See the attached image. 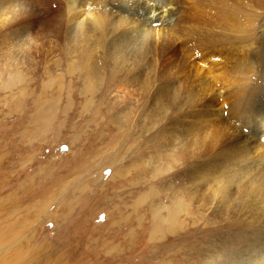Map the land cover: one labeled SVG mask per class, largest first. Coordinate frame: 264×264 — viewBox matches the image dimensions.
<instances>
[{
    "label": "bare ground",
    "instance_id": "bare-ground-1",
    "mask_svg": "<svg viewBox=\"0 0 264 264\" xmlns=\"http://www.w3.org/2000/svg\"><path fill=\"white\" fill-rule=\"evenodd\" d=\"M34 82L66 92V114L124 92L106 112L131 135L140 114L128 173L155 229L213 226L207 264H264V0H0V89Z\"/></svg>",
    "mask_w": 264,
    "mask_h": 264
},
{
    "label": "rangeland",
    "instance_id": "rangeland-1",
    "mask_svg": "<svg viewBox=\"0 0 264 264\" xmlns=\"http://www.w3.org/2000/svg\"><path fill=\"white\" fill-rule=\"evenodd\" d=\"M41 84L0 89V242L7 244L0 264H207L213 226L170 234L155 229L149 203H138L149 187L128 173L136 163L140 173L142 156L129 154L127 143L136 137L134 148L142 147L140 114L128 123L139 130L131 135L106 112L125 93L106 94L102 115L93 117L79 113L83 96L73 92L66 114V92L58 101L60 91Z\"/></svg>",
    "mask_w": 264,
    "mask_h": 264
}]
</instances>
